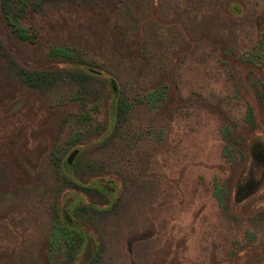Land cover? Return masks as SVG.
<instances>
[{
    "label": "rangeland",
    "instance_id": "obj_1",
    "mask_svg": "<svg viewBox=\"0 0 264 264\" xmlns=\"http://www.w3.org/2000/svg\"><path fill=\"white\" fill-rule=\"evenodd\" d=\"M2 1L0 264H264V0Z\"/></svg>",
    "mask_w": 264,
    "mask_h": 264
},
{
    "label": "trees",
    "instance_id": "obj_2",
    "mask_svg": "<svg viewBox=\"0 0 264 264\" xmlns=\"http://www.w3.org/2000/svg\"><path fill=\"white\" fill-rule=\"evenodd\" d=\"M41 3H38L37 5L36 4H31L32 5V9H36V7L40 6V5H43V4H46V3H49V2H52L54 0H39ZM1 5V4H0ZM9 5V2H6V1H2V8H1V12L4 14V15H7V14H10L11 13V10L10 8L8 7ZM1 7V6H0ZM6 24H7V20H6ZM19 36L23 39V38H27V36L25 35V30L23 28H20L19 29ZM56 53H61L63 57L65 58H70V55L65 52L63 49H53L52 50V54H56ZM70 79L75 82L78 87L80 88V91H82V93H86V92H90L91 89V85L88 83L89 79H88V74H83V75H76L72 72H68L67 74ZM88 76V77H87ZM49 77V73L47 74H42V75H39V74H32V76H28V84L30 86H33V87H38L42 81L44 80H47V78ZM47 82V81H46ZM44 81V83H46ZM42 84V83H41ZM84 94H82L83 96ZM261 98V97H260ZM253 112L251 110V108H248L247 109V112H246V117H245V121L248 125V127L250 128H253V125H254V121H253Z\"/></svg>",
    "mask_w": 264,
    "mask_h": 264
},
{
    "label": "flooded vegetation",
    "instance_id": "obj_3",
    "mask_svg": "<svg viewBox=\"0 0 264 264\" xmlns=\"http://www.w3.org/2000/svg\"><path fill=\"white\" fill-rule=\"evenodd\" d=\"M4 1L9 2L10 0H4ZM2 15H3V14H2Z\"/></svg>",
    "mask_w": 264,
    "mask_h": 264
},
{
    "label": "water",
    "instance_id": "obj_4",
    "mask_svg": "<svg viewBox=\"0 0 264 264\" xmlns=\"http://www.w3.org/2000/svg\"><path fill=\"white\" fill-rule=\"evenodd\" d=\"M71 157H73V155H71Z\"/></svg>",
    "mask_w": 264,
    "mask_h": 264
}]
</instances>
